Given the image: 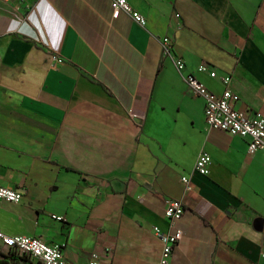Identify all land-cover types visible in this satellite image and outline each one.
Here are the masks:
<instances>
[{"label": "crops", "instance_id": "1", "mask_svg": "<svg viewBox=\"0 0 264 264\" xmlns=\"http://www.w3.org/2000/svg\"><path fill=\"white\" fill-rule=\"evenodd\" d=\"M129 2L145 24L110 0H0V185L23 194L0 202L4 231L61 245L69 264H159L156 227L181 200L171 264H264V150L208 126L161 42L184 74L216 94L231 76L235 108L264 114V0Z\"/></svg>", "mask_w": 264, "mask_h": 264}, {"label": "built area", "instance_id": "2", "mask_svg": "<svg viewBox=\"0 0 264 264\" xmlns=\"http://www.w3.org/2000/svg\"><path fill=\"white\" fill-rule=\"evenodd\" d=\"M112 15L118 18L121 12H125L133 19L145 24V18L136 11L130 4L129 0H110ZM163 53L169 57L180 75L187 82L193 95L202 96L206 101L205 116L208 126L212 129H221L232 135H239L249 139L248 152L254 153L258 150H264V114L256 112L250 116L245 111L236 109L234 104L238 101L239 96L229 87L231 76L223 77L226 84L225 90L221 94L210 91L198 78L193 74H184L185 62L182 58L173 53L174 40L171 37L162 39ZM207 69V66H199L200 71ZM215 77L216 72H211ZM212 163L211 155L202 150L195 162L194 172L207 176L210 173ZM186 191H192L193 186L190 177H182ZM23 194L14 189L0 185V202L8 201L18 203L22 200ZM187 212L185 203L181 200H168L165 207V217L168 219L170 226L166 232L156 227L157 235L163 241V250L159 264H171V257L175 248L183 237V230L179 227V221ZM54 219L62 220L61 216L52 215ZM0 243L7 248L18 251L21 255H29L33 259L42 262V264H69L63 252V247L59 244H51L39 237H33L26 234L9 235L0 223ZM88 264H104L97 255H93Z\"/></svg>", "mask_w": 264, "mask_h": 264}, {"label": "trees", "instance_id": "3", "mask_svg": "<svg viewBox=\"0 0 264 264\" xmlns=\"http://www.w3.org/2000/svg\"><path fill=\"white\" fill-rule=\"evenodd\" d=\"M0 264H42L29 255H21L18 251L9 248H0Z\"/></svg>", "mask_w": 264, "mask_h": 264}, {"label": "water", "instance_id": "4", "mask_svg": "<svg viewBox=\"0 0 264 264\" xmlns=\"http://www.w3.org/2000/svg\"><path fill=\"white\" fill-rule=\"evenodd\" d=\"M135 121L141 123V121H140V119H139L138 117L135 118ZM112 185H113L114 190H116V191H120V190H122V184L119 183L118 181L113 180V181H112ZM259 220H262V219H259ZM260 222H261V221H260Z\"/></svg>", "mask_w": 264, "mask_h": 264}, {"label": "rangeland", "instance_id": "5", "mask_svg": "<svg viewBox=\"0 0 264 264\" xmlns=\"http://www.w3.org/2000/svg\"><path fill=\"white\" fill-rule=\"evenodd\" d=\"M1 245H2V243H1ZM2 248H7V247H5L4 245H2ZM10 249V248H9ZM31 257V256H30ZM32 258V257H31ZM33 259V258H32ZM35 260V259H34ZM35 261H37V260H35ZM42 263V262H41Z\"/></svg>", "mask_w": 264, "mask_h": 264}]
</instances>
